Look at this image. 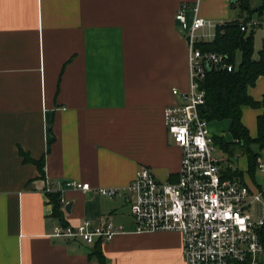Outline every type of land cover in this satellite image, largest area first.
<instances>
[{
  "label": "crops",
  "instance_id": "obj_1",
  "mask_svg": "<svg viewBox=\"0 0 264 264\" xmlns=\"http://www.w3.org/2000/svg\"><path fill=\"white\" fill-rule=\"evenodd\" d=\"M199 1L0 0V264H102L89 255L92 245L52 235L61 222L52 214L48 184L64 209L73 202L64 214L69 223L111 218L128 230L100 241L107 264H185L178 231L136 233L124 195L102 196L67 183L126 186L141 165L160 180L178 179L182 152L164 123V107L180 99L171 89L190 84L176 11L185 2L189 21L197 3L199 14L216 23L259 17L247 32L254 29L256 56L264 45V11L256 10L264 0H249L250 14L236 0ZM200 31L208 33L206 40L217 32ZM248 90L262 99L264 75ZM262 112L242 108L252 138ZM209 121L226 176L260 189L264 174L252 170L231 120ZM219 138L231 145L223 148ZM250 146L259 151L256 161L264 157V147ZM240 150L244 166L232 159ZM26 156L44 159V173Z\"/></svg>",
  "mask_w": 264,
  "mask_h": 264
},
{
  "label": "built area",
  "instance_id": "obj_2",
  "mask_svg": "<svg viewBox=\"0 0 264 264\" xmlns=\"http://www.w3.org/2000/svg\"><path fill=\"white\" fill-rule=\"evenodd\" d=\"M200 2L199 0H197ZM183 2L175 13L185 32L188 47L190 84L187 90L173 87L180 99L164 108L167 131L181 148L182 160L176 181L160 180L152 168L141 165L126 186L96 187L89 182L70 181L68 186L114 197L124 195L130 203L134 232L178 231L183 243L185 264H262L264 243V184L256 191L237 176H226L221 157L214 145L210 121L202 112L206 91L201 87L207 70H233L235 63L223 51L202 49L207 32L216 23L199 14V4L193 8L189 21ZM260 23L251 18L241 22L242 30ZM217 31V30H216ZM264 174V157L257 161ZM47 190L52 186L47 185ZM63 201V198H61ZM64 202V201H63ZM128 231L111 218L98 222L84 219L73 225L56 224L52 235L58 239H81L92 245L105 242Z\"/></svg>",
  "mask_w": 264,
  "mask_h": 264
},
{
  "label": "trees",
  "instance_id": "obj_3",
  "mask_svg": "<svg viewBox=\"0 0 264 264\" xmlns=\"http://www.w3.org/2000/svg\"><path fill=\"white\" fill-rule=\"evenodd\" d=\"M238 3L242 11L251 13L252 9L249 0H236L233 4ZM259 12L264 11V3L257 8ZM249 19L245 17L243 21ZM242 20L235 19L220 24L216 30V35L212 40L200 41L198 46L202 49H211L223 51L228 55L229 60L235 63V68L231 71L215 68L207 70L205 79L201 82V87L206 91L205 103L202 108L203 115L209 120H231L230 131L237 142L241 143L243 150L247 152L252 170L257 166L256 158L258 150H253L251 143H257L259 148L264 147V95L258 100L251 96L248 88L252 86L259 76L264 75V45L255 55L254 29L249 33L240 27ZM264 44V42H263ZM241 51V62L236 63L235 56L237 51ZM244 105L252 107H262L263 112L257 116L258 119V136L252 138L242 117V108ZM218 142L223 148L231 145L230 142L219 138ZM27 157V156H26ZM33 160L39 165L41 172L44 173V159L36 161L27 157V160ZM237 171L230 172V175ZM48 192L50 200L54 202L53 216H56L61 223L67 224L65 219V209L60 201V193L57 191ZM261 240L264 243V229L261 232ZM100 241H95L91 246L90 256H97L102 264H107L105 257L100 251Z\"/></svg>",
  "mask_w": 264,
  "mask_h": 264
},
{
  "label": "rangeland",
  "instance_id": "obj_4",
  "mask_svg": "<svg viewBox=\"0 0 264 264\" xmlns=\"http://www.w3.org/2000/svg\"><path fill=\"white\" fill-rule=\"evenodd\" d=\"M255 2H256V0H252V3H253V4H256ZM254 19H258V20H259V17H256V18H254ZM250 31H251V28H250L249 32H250ZM256 46H257L256 48H260V47L262 46V45L259 43V40H258ZM240 58H241V51L238 50L237 53H236V56H235V60H236V63H237V64H239V63L241 62ZM210 130H211V132L213 131V130L211 129V126H210ZM225 131H226V128H224V130L222 131V133L224 134ZM172 138H173V137H172ZM173 140H174V138H173ZM232 159H233L234 165H243V166H244V164H245V158L243 157L242 150H240V151L238 152V157H233ZM257 178H258V180H262L261 174H260L259 172L257 173ZM261 257L264 258V254H261Z\"/></svg>",
  "mask_w": 264,
  "mask_h": 264
},
{
  "label": "water",
  "instance_id": "obj_5",
  "mask_svg": "<svg viewBox=\"0 0 264 264\" xmlns=\"http://www.w3.org/2000/svg\"><path fill=\"white\" fill-rule=\"evenodd\" d=\"M72 206H73V202H72V201L68 202V203L65 205V209H66V211H67V212H70ZM63 241L65 242L66 240H63Z\"/></svg>",
  "mask_w": 264,
  "mask_h": 264
}]
</instances>
